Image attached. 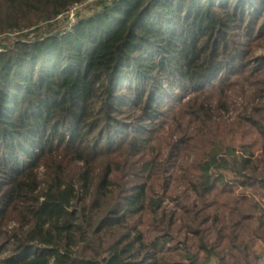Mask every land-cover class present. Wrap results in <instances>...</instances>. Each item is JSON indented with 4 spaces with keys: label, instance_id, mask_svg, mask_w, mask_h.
<instances>
[{
    "label": "trees",
    "instance_id": "16d2710c",
    "mask_svg": "<svg viewBox=\"0 0 264 264\" xmlns=\"http://www.w3.org/2000/svg\"><path fill=\"white\" fill-rule=\"evenodd\" d=\"M0 0V264H260L264 0Z\"/></svg>",
    "mask_w": 264,
    "mask_h": 264
},
{
    "label": "rangeland",
    "instance_id": "374dc122",
    "mask_svg": "<svg viewBox=\"0 0 264 264\" xmlns=\"http://www.w3.org/2000/svg\"><path fill=\"white\" fill-rule=\"evenodd\" d=\"M94 1L95 0H88L86 3H84L79 8V10L75 11V13H77V15H78V13H81L82 15L91 14L94 10L97 9V6L93 4ZM72 20H74V22H76L77 17H75L74 19H71L68 14H65L64 16L59 17L55 20H48V21L39 20L37 22L38 28H36V26H33L29 29H23L22 31L25 34L26 33L27 34L32 33L31 34L32 36L44 35L48 32L49 33H54V32H58V31L65 32L68 29H70L71 25L74 23ZM17 36H21V35L18 34V35H16V37ZM13 37H15V36H13ZM13 37H9L7 35V32L6 33H0V45L10 44L11 43L10 39ZM254 55L256 57L264 56V43L256 48ZM260 264H264V259L260 262Z\"/></svg>",
    "mask_w": 264,
    "mask_h": 264
},
{
    "label": "built area",
    "instance_id": "2783aa9c",
    "mask_svg": "<svg viewBox=\"0 0 264 264\" xmlns=\"http://www.w3.org/2000/svg\"><path fill=\"white\" fill-rule=\"evenodd\" d=\"M88 0H84V1H82V2H76V3H74L67 11H66V13L65 14H68L69 15V17L71 18V19H74L75 17H77V13H75V11H77V10H79V8L84 4V3H86ZM65 14H63V15H59L58 16V18L59 17H62V16H64ZM73 22H74V20H72ZM75 23V22H74ZM73 23V24H74ZM72 24V25H73ZM71 25V26H72ZM71 28V27H70ZM20 32L19 31H17V30H13V31H10V32H8L7 33V35L9 36V37H13V36H16V35H18ZM2 51H5V48L3 47V45H0V52H2Z\"/></svg>",
    "mask_w": 264,
    "mask_h": 264
}]
</instances>
